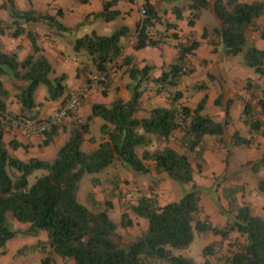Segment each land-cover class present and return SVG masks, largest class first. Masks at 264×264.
<instances>
[{
    "label": "trees",
    "instance_id": "trees-1",
    "mask_svg": "<svg viewBox=\"0 0 264 264\" xmlns=\"http://www.w3.org/2000/svg\"><path fill=\"white\" fill-rule=\"evenodd\" d=\"M101 2V9L94 17L104 21L114 19L117 11L110 9L114 0ZM0 8L5 9L9 16L6 25L0 21V34L7 28L11 37L23 34L30 44L29 51L22 58L17 55L18 48L5 51L0 44V248L17 235L34 237L42 231L46 240L40 243L41 250H48L43 252L40 264H53L52 254L74 264H151L154 259H163L169 264H212L208 260L197 263L174 256L171 249L186 248L193 238V230L209 231L222 240L235 232L242 240H233V249L222 253L218 251L219 244L212 242L202 248L203 254L214 253L219 264H264V218L249 204L234 206L229 200L228 211L232 215L223 226H212L206 220H198L197 215L202 210L201 196L194 184L179 199L169 202L159 203L156 195L151 193L139 195L134 203L123 204L118 223L107 214L111 207L109 201L93 203L91 208H87L76 199L77 183L84 174L99 172L114 162L144 174L148 168L142 161L151 160L156 175L162 174L179 184L191 182L194 168L198 170L202 163L203 138L212 136L215 141H220L228 123L231 102L230 99L225 102L222 121H215L203 113L205 94L191 108L178 103L180 94L172 88L181 75L190 71L185 55L190 54L198 42L177 43L176 62L153 79L157 90L166 94L167 107H152L146 116H137L140 84L148 68L139 69L131 65L127 69L131 80L127 85L129 99L123 101L116 97L107 106H91L87 119L100 117L103 120L99 128L100 142L94 149L81 150L87 120L70 121L68 136L51 161L36 157L20 160L5 148L2 120L10 117L23 122H40L37 109L41 103L35 101L37 90H44L43 99L46 101H56L65 90V75L54 74L38 43V34L29 24L42 21L49 26L55 25L58 31L68 28L49 14L16 8L13 0H3ZM140 9L142 16L130 34L131 48L137 50L164 43V37H152L150 34L157 24L162 23L158 9L148 0L142 2ZM202 9H209L216 20V25L208 30L210 43L220 45L225 56L240 55L238 62L249 68L253 75L246 78L244 88L254 87L260 93L256 98L257 109H252L250 102L246 101L241 111V122L247 126L248 136H240L234 131L229 137L230 142L248 147L256 135L264 145V118L261 117L264 114V48L256 47L250 37L253 32L264 41V26L257 24V19L264 14V0H183V4L176 5L172 11L175 18L180 19L182 12L188 10L186 23L192 26ZM163 23L165 29L174 27L168 21ZM128 33L129 29L121 25L109 35L91 32L74 39L73 51H83L89 57L98 83L106 81L111 68L118 66V58L121 57V63H129L130 57L122 56L121 43L122 37ZM206 34V29H203L201 37ZM4 80L11 86L19 104L18 111L13 114L7 111L9 93L3 86ZM192 88L204 89L205 84L197 83ZM220 98L219 94L214 100L215 105L219 104ZM57 124L43 132V144L51 140ZM176 130L180 131L178 141L185 151L178 152L164 145L152 150L144 149L140 156L136 154V148L145 143V134L167 139ZM11 146L17 144L12 143ZM249 168L252 173L261 171L262 176L257 178L255 189L264 196V150ZM38 170L44 173L29 184L28 176ZM129 214L141 219L144 225L132 239L120 242L117 226H130ZM13 220L26 224V227H13ZM214 247L217 251H213Z\"/></svg>",
    "mask_w": 264,
    "mask_h": 264
},
{
    "label": "crops",
    "instance_id": "crops-1",
    "mask_svg": "<svg viewBox=\"0 0 264 264\" xmlns=\"http://www.w3.org/2000/svg\"><path fill=\"white\" fill-rule=\"evenodd\" d=\"M2 1L3 0H0V4ZM101 1L102 0H84L83 2L76 0H14V5L20 10H32L36 13L49 15L59 10L58 18L61 21V25L65 28L74 30L76 38L91 32L97 35H109L121 25L129 29L127 36L121 39V43L123 44L122 56H129V63H121V57L118 58V66H113L106 81L100 84L97 82L94 67L85 52L68 53L64 36L56 33V35H50L45 23L42 21L30 23L29 26L31 29L38 34V43L45 57L51 62L54 74L63 73L65 75V90L56 101L44 100V90L42 88L37 90L35 101L41 103L37 109V119L45 120L51 113L64 104L71 92L81 85H86V90L80 96L75 112L79 116L80 121L87 120V132L84 135L82 144L85 143L88 146V151L94 149L100 142L101 133L98 132L99 135L97 134L94 136V133L90 129L95 118L92 117L87 119L90 115L92 104L107 106L116 97L121 98L123 101L128 100L129 91L127 85L131 80L127 74V69L131 65H134L139 69L142 67L148 68L145 78L140 84V109L137 116H146L148 110L152 107H167V96L163 91L157 90V84L153 79L159 77L163 71L176 62L177 43L186 45L191 40H194L198 42V45L191 50L190 54L185 55V62L190 71L187 74L181 75L179 82L172 88V90L180 94L177 100L178 103L191 108L205 94L206 100L203 113H206L215 121H222L224 117L223 107L226 100L230 99L231 102L228 106V123L224 132H226L228 138L234 131L238 134L240 132L244 133L243 137L248 136L247 126L241 122V111L246 101L250 102L252 109H257V104L254 103L253 98L244 88L246 78L253 77V75L249 68H245L238 62V59L235 60L230 56L223 55L220 45H212L210 43L208 30L216 25V20L206 22L205 17L200 19L199 12L192 26H188L186 23L189 13L188 10L182 12V18L180 19H176L172 11L176 7L175 3L180 0H148L158 9L162 20V23L157 24L154 29L151 30L150 34L152 37H164L165 41L158 46H146L133 50L131 48L132 38L130 34H132L135 24L140 18L139 8L144 0H114L110 9L117 11V13L115 18L109 21L94 17V14L101 9ZM42 6L47 8V12L40 11L39 7ZM68 17L73 18L75 21H68ZM164 20L173 23L174 27L165 29ZM261 20H264V14L257 19V22ZM0 21L5 25L9 22V16L3 8H0ZM79 22H81L82 25H79ZM95 22L96 24L98 23V27H95ZM203 29L207 31L205 37H201ZM251 39L256 47L264 48V41L259 39L256 33L251 36ZM0 44L5 51L18 48L17 55L19 58L26 55L30 45L28 39L23 34L17 37H11L7 28L4 29L3 34H0ZM201 82L205 84L204 89L192 88L193 85ZM3 86L9 93V97L6 101L7 111L10 114L16 113L19 109V104L13 96L14 91L6 80L3 81ZM219 94L221 95L219 104L215 105L214 100ZM235 97L237 98L235 99ZM9 118L10 117H7L2 120V140L9 154L20 160H26L31 157L44 159L51 152H54V150L66 140L69 123L73 121L70 118H64L57 124L56 132L51 140L43 144L42 142L45 138L43 133H27L22 126H15L9 123ZM102 123L103 122L99 123V128ZM179 137L180 131L178 130L174 131L167 139L158 138L152 134H145V143L136 154L140 156L141 151L144 149L152 150L164 145L171 147L175 151L183 152L185 151V147L181 146L179 143ZM12 143L17 144V146L12 147ZM217 143H220V141L215 142L212 136L206 141L205 148L201 152L202 163L197 170L199 175L214 176L220 173L222 164L213 153L218 150L215 148L216 151H213ZM142 162L148 168V171L144 174L154 178L157 183H148L144 179H137L135 177L139 173L125 169L119 162H114L99 171V176H91L80 189L85 192V196H87L91 205H93V203L102 204L107 200L111 205L108 210H115L119 213V203L113 193L115 192L116 185L124 180L120 176V169H124L130 180L137 179V189H146V193H142L141 191L139 195L148 193L157 194L156 198L159 203L173 201V194L169 191H163L162 186H165L164 184L166 183L164 175H156L153 172V162L151 160H143ZM231 182L233 183L234 181ZM236 183H238V181H236ZM247 194V192H244V197L242 199L245 200L246 198V201L251 205L252 209L264 218V197L258 194ZM137 195L138 193H136V196ZM137 197H135V199ZM202 214L207 219L205 220L212 226H221L225 224V218L219 217L215 208L208 207L205 209L203 207ZM128 216L133 223L135 221L133 218L135 217L130 216V214ZM12 224L15 228L26 227V224L18 223L15 220H13ZM45 240V233L42 231L34 237L20 235L13 237L6 241L5 247L3 248L4 251L0 249V264H40V258L43 252L48 250L47 248L44 251L41 250L40 243ZM52 258L53 264H74L73 261L62 259L55 254H52Z\"/></svg>",
    "mask_w": 264,
    "mask_h": 264
},
{
    "label": "rangeland",
    "instance_id": "rangeland-1",
    "mask_svg": "<svg viewBox=\"0 0 264 264\" xmlns=\"http://www.w3.org/2000/svg\"><path fill=\"white\" fill-rule=\"evenodd\" d=\"M175 4L181 5L183 4V0L177 1ZM39 9L40 11L47 12V8L45 6L39 7ZM50 15L54 16L55 20L59 24H61V21L58 18L59 15H57L56 13H52ZM203 17H205L206 22L207 21L211 22L215 20L214 15L209 9L200 10V19ZM67 20L75 21L71 17H68ZM78 24L82 25L81 22H79ZM94 24H95V27L96 26L98 27L97 25L98 23L96 24L95 22ZM257 24L264 26V20L257 22ZM45 25L50 35L58 34V35L64 36V39L66 40L65 43H67L66 47H67L68 53H74L73 47H72L73 41L76 38L74 34V30L68 29L65 31H58L55 25H51V26L47 24ZM253 34L255 33L252 32L250 34V37L253 36ZM239 56L240 55H235V56H230V57L237 60ZM245 90L247 91L248 94L251 95V97L254 100V103H256V98L260 94L259 91H257L254 87L249 88V89L247 88ZM236 98L237 97H235V99ZM261 117L264 118V114L261 115ZM101 122H103V120L100 117L94 118V121L90 127V129L94 133V136H96L97 134L99 135L98 132H100V130H99L98 125ZM239 135L243 136L244 133L240 132ZM209 138L210 136H205L203 138V143L205 144ZM215 142H218V141H215ZM59 147L60 145L54 150V152H51L44 159H46L47 161H51L54 158L55 152ZM141 147L142 146H138L136 148V152L140 151L139 149ZM215 148L218 149L217 152H213V151H216ZM213 149L214 150L212 152L214 153L217 160L221 162L222 164L220 173L214 176H206V175L202 176V175H199L197 173V170L194 169L191 182L185 183V184H179L164 176L166 183L164 184L165 186H162V187H163V191L171 192L173 194L174 200H177L181 197L182 193L185 190H188L191 187V185L194 184L195 186L199 188V193L202 198V200H200L202 210L197 215L198 220L206 219L205 216H203L202 214L203 207L205 209L210 207V208H215L219 214V217L225 218V223H226L228 220L231 219V215H232V213L228 211L229 210V207H228L229 200H232L231 204H233L234 206L242 205V204L245 205L249 203L246 201V198L245 200L242 199L244 197V192H247L248 193L247 195L258 194V195L263 196L262 194L258 193L255 189L256 180L258 177L262 176V173L261 171L257 173H252L249 167H250V163L256 160L260 156L261 152L264 150V145L262 143L261 138L255 135L252 143L248 147L238 146V145L236 146V145L231 144L230 139L227 137L226 132H224L220 139V143H217V145ZM81 150L88 151V146L85 143H83L81 145ZM43 173L44 172L41 170L34 171L31 175L28 176V183L31 184L34 181L35 177ZM93 175L99 176V173L95 172L93 174H84L77 183L78 189L76 192V199L80 204L84 205L87 208L92 207L91 202H89L87 196H85V192L83 190L81 191L80 188ZM120 176L124 180L120 181L119 184L116 185L115 192L113 193L116 196L117 201L119 203L120 212L117 213L115 210H108L109 218L116 223H118L119 221L120 213L123 208V204H127V203L132 204L135 200V197L141 194L140 193L141 191L142 193L147 192L146 189L136 188V186L138 185L137 184L138 178L144 179L148 183H157V181H155L154 178H152L149 175H145V174H138L135 177L137 179L130 180L127 174L125 173L124 169H120ZM231 181H234L233 182L234 184ZM236 181H238V183H236ZM126 193H128L129 195L127 196ZM136 193H138L137 196H136ZM219 210L220 211L222 210V211L220 212ZM130 216L132 215L130 214ZM133 220L135 221L126 228H122L120 225L117 226V233L119 235L120 242H125V241L132 239V237L137 235L139 231L142 229L143 221L141 223V219H136V218H133ZM233 240L235 241L237 240V242H241L242 239L240 236H237L235 232L229 233L228 236L222 240L219 235H213L209 231L197 232L196 230H193V238L191 242L189 243V245L184 249H171V254L174 256L179 255L185 258H189L192 261L197 262V263H202L205 260H208L212 264H219V262L216 261L215 259L214 253L204 255L202 248L209 243L217 242L219 244L218 251L222 253H226L228 250L233 249V245H232ZM4 247H5V244H4ZM4 247L0 248L1 251H4L3 249ZM216 247H214L213 251H217ZM151 264H169V263L163 259H154L152 260Z\"/></svg>",
    "mask_w": 264,
    "mask_h": 264
},
{
    "label": "built area",
    "instance_id": "built-area-1",
    "mask_svg": "<svg viewBox=\"0 0 264 264\" xmlns=\"http://www.w3.org/2000/svg\"><path fill=\"white\" fill-rule=\"evenodd\" d=\"M139 14L141 17L142 10L140 8ZM85 90L86 85H81L80 87L76 88L73 92L68 95L64 104L56 111L51 113L45 120H42L40 122H23L17 119L9 118L8 121L12 125L22 126L27 133H43L47 128L56 125L64 118H70L74 122H79L80 118L76 114L75 110L78 105L79 98ZM126 195L128 196L129 194L126 193Z\"/></svg>",
    "mask_w": 264,
    "mask_h": 264
}]
</instances>
